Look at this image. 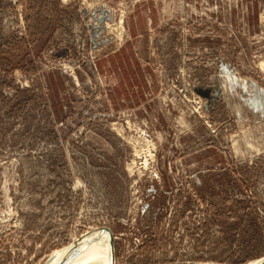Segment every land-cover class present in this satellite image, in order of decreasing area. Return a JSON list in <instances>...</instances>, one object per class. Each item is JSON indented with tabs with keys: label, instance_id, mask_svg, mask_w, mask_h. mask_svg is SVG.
<instances>
[{
	"label": "rangeland",
	"instance_id": "rangeland-1",
	"mask_svg": "<svg viewBox=\"0 0 264 264\" xmlns=\"http://www.w3.org/2000/svg\"><path fill=\"white\" fill-rule=\"evenodd\" d=\"M102 228L114 264L264 259V0H0V264Z\"/></svg>",
	"mask_w": 264,
	"mask_h": 264
},
{
	"label": "bare ground",
	"instance_id": "bare-ground-1",
	"mask_svg": "<svg viewBox=\"0 0 264 264\" xmlns=\"http://www.w3.org/2000/svg\"><path fill=\"white\" fill-rule=\"evenodd\" d=\"M111 236V231L106 228L97 230L83 241L79 243L77 241L71 250L68 249L63 254L60 253L51 261L60 264L69 253H72V261L70 256L68 261L63 264H79L81 261L85 262L84 264H114V245H112ZM263 260L251 264H261Z\"/></svg>",
	"mask_w": 264,
	"mask_h": 264
},
{
	"label": "flooded vegetation",
	"instance_id": "flooded-vegetation-1",
	"mask_svg": "<svg viewBox=\"0 0 264 264\" xmlns=\"http://www.w3.org/2000/svg\"><path fill=\"white\" fill-rule=\"evenodd\" d=\"M73 247V246H72ZM71 247V248H72ZM71 248H69L70 250H71ZM61 254H63V253H61ZM71 256V261H72V253H69L62 261V263H60V264H63L64 262H66V261H68V259H69V257ZM51 263V262H50ZM51 264H56L55 262H52ZM57 264H59V262L57 263Z\"/></svg>",
	"mask_w": 264,
	"mask_h": 264
},
{
	"label": "water",
	"instance_id": "water-1",
	"mask_svg": "<svg viewBox=\"0 0 264 264\" xmlns=\"http://www.w3.org/2000/svg\"><path fill=\"white\" fill-rule=\"evenodd\" d=\"M113 241V235L111 236V242ZM113 245V244H112ZM113 249H114V246H113ZM261 264H264V260L262 261Z\"/></svg>",
	"mask_w": 264,
	"mask_h": 264
}]
</instances>
